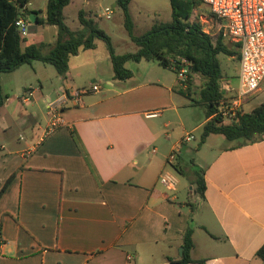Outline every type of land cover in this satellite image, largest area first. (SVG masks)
<instances>
[{"label": "crops", "instance_id": "0c3cea01", "mask_svg": "<svg viewBox=\"0 0 264 264\" xmlns=\"http://www.w3.org/2000/svg\"><path fill=\"white\" fill-rule=\"evenodd\" d=\"M94 44L70 58L64 76L55 73L54 99L41 82L30 89L27 78L17 81L12 97L3 92L0 189L13 177L0 196V264H163L180 258L187 226L193 260L264 264L256 255L264 246V137L208 145L219 134L207 136L196 150L204 197L193 205L180 201L168 168L188 174L180 156L188 142L170 129L185 106L177 75L153 61H128L131 76L115 80L106 46ZM46 65L27 66L40 79ZM236 70L237 77L238 63ZM82 89L76 101L73 93ZM40 103L49 116L43 123L37 121ZM49 105L61 122L47 132L54 114ZM148 112L158 115L147 118ZM162 177L172 179L173 188Z\"/></svg>", "mask_w": 264, "mask_h": 264}, {"label": "trees", "instance_id": "16d2710c", "mask_svg": "<svg viewBox=\"0 0 264 264\" xmlns=\"http://www.w3.org/2000/svg\"><path fill=\"white\" fill-rule=\"evenodd\" d=\"M132 0H117L119 8L124 14V26L135 43L137 50L124 54H116L110 37L91 19L79 13L81 29L71 30L64 22L63 10L70 0H47L45 16L38 17L40 10H30L29 0H0V75L17 70L23 65H30L34 61L53 66L59 76H64L68 70L69 60L80 50L94 48V40L105 43L109 53L113 79L125 80L131 76V71L125 67L126 62L153 61L160 67L173 71L176 75L180 69L187 70L185 84L188 90L193 75H199L205 80L199 91L198 100L194 104L205 107L207 117H211L216 103L225 95L220 86L222 78L219 54L233 57L238 52L235 45L217 36L204 33L198 21H190V15L200 3L198 0L182 1L170 0L172 9L171 21L154 24L150 31L142 36L132 34V22L129 15V4ZM36 16L32 26H54L57 34L53 44L29 43L22 47V37L15 25L18 18L29 20V15ZM190 98L189 94L180 91ZM7 96L3 93L0 78V107ZM211 134L222 135L230 142L241 144L253 143L264 137V102L256 105L249 112L242 113L238 120L228 124L218 118L209 119L202 126L200 144L204 143ZM73 137L74 134L72 133ZM242 140V141H238ZM177 172L181 170L173 166ZM194 191L204 197L205 182L203 171L196 173ZM11 176L0 189V196L8 186ZM193 230L187 226L182 238V256L178 259L167 258L163 264H205V259L193 260ZM256 255L264 262V246Z\"/></svg>", "mask_w": 264, "mask_h": 264}, {"label": "rangeland", "instance_id": "374dc122", "mask_svg": "<svg viewBox=\"0 0 264 264\" xmlns=\"http://www.w3.org/2000/svg\"><path fill=\"white\" fill-rule=\"evenodd\" d=\"M29 2L30 6L37 10L45 11L46 9L47 0H29ZM80 12L84 18L93 20L98 28L102 29L110 37L116 54L135 52L137 50L135 43L131 40L124 26V14L118 6L117 0H70L69 4L63 10V15L64 22L71 30L75 31L81 29L79 23ZM42 14L43 13L40 12V15ZM107 15H109V18L106 17ZM129 15L133 25L132 34L138 37L142 36L150 31L154 24L167 23L171 21L172 9L170 0H132L129 4ZM189 20L198 21L201 24L202 29H207L212 38H216L217 30L214 27L212 17L204 4L199 3L194 8ZM55 31L57 30L54 26L32 27L31 24L28 34L24 37L22 46L28 43L53 42L55 40V35L53 36ZM97 42L102 45V49H105V43L103 41L97 40ZM218 59L222 70V78L220 80L221 88L224 89V87L229 85L236 88L238 85L237 78L235 76L238 63L237 56L229 57L219 54ZM129 63H133V61H129ZM33 65L38 67L45 64L37 61L33 62ZM48 65L49 64H47L46 67L49 70L44 71L40 79H38L36 74H34L33 68L27 65H23L17 71L1 74L0 78L2 80L1 84L3 92L8 94L9 97H12L13 93L11 90L17 86V81L27 78L32 82L30 89L36 87L38 88V82H41L43 85L42 92L44 94L49 93L54 99L58 93L57 88L60 82L56 79L55 68ZM36 71L39 72L38 68H36ZM204 80L205 79L199 75H193L189 90L187 85H181L180 81H178L179 87L182 89L181 91L189 94L190 98L184 94L181 95L183 102H185V106L181 109V119L179 121L176 119L170 127V129L175 130L176 134L173 136L174 138H183L187 134H191L193 136V139L186 143V146L183 147L180 153L181 164L186 170H188V174L186 175V172H184L181 176L172 167H170V165L168 166L178 181L177 190L179 200L183 202H190L191 205L198 201V195L195 194L194 187L191 189L193 184L190 183V178L194 175V173L201 171V169L196 166L200 165L197 157L198 154L196 155V150L201 146L200 137L202 127L200 128L196 126L206 117L205 107L200 104H194L193 102L198 100L199 91ZM261 102H264V92L261 94L259 93L258 95L257 91L244 103V112H249ZM28 112L30 111L28 110ZM46 112V104L40 103L37 118V121L39 120L38 123H43V121H47L49 119ZM215 139H219L218 142L221 145L231 144V142L226 140L222 135H217L208 141V145H211L214 141H216ZM206 150L207 146H203L201 153ZM200 155L201 154L198 156L200 157ZM196 177L197 175L193 178V180H196ZM186 209H189L188 206Z\"/></svg>", "mask_w": 264, "mask_h": 264}, {"label": "built area", "instance_id": "2783aa9c", "mask_svg": "<svg viewBox=\"0 0 264 264\" xmlns=\"http://www.w3.org/2000/svg\"><path fill=\"white\" fill-rule=\"evenodd\" d=\"M198 1L207 7L217 30V36L233 43L238 52L236 77L238 85L236 88L224 87L225 95L216 103L215 110L211 115V118H218L231 124L244 113V103L259 90L260 84L264 80V0ZM106 17L109 18V15ZM15 25L20 35L26 37L31 22L20 17ZM202 30L209 34L207 29ZM186 73L185 68L178 71L177 77L181 85H186ZM91 90L97 91L98 87L92 86ZM82 93H84V89L73 93L76 101ZM49 108L54 111V114L47 132L52 131L61 122L56 114V108H52L51 105ZM157 115L155 112L145 114L147 118ZM192 139L193 136L187 134L182 138V142H189ZM169 159H174V152L171 153ZM161 182L170 188L174 186V181L169 177H162Z\"/></svg>", "mask_w": 264, "mask_h": 264}, {"label": "water", "instance_id": "95a60500", "mask_svg": "<svg viewBox=\"0 0 264 264\" xmlns=\"http://www.w3.org/2000/svg\"><path fill=\"white\" fill-rule=\"evenodd\" d=\"M35 18L36 16H34V14L29 15V21L31 22V24L35 23ZM178 254H179V257L182 256V247L179 248Z\"/></svg>", "mask_w": 264, "mask_h": 264}]
</instances>
